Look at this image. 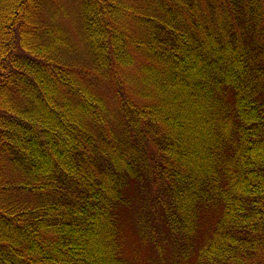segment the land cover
Returning <instances> with one entry per match:
<instances>
[{"label":"trees","instance_id":"16d2710c","mask_svg":"<svg viewBox=\"0 0 264 264\" xmlns=\"http://www.w3.org/2000/svg\"><path fill=\"white\" fill-rule=\"evenodd\" d=\"M0 264H264V0H0Z\"/></svg>","mask_w":264,"mask_h":264}]
</instances>
